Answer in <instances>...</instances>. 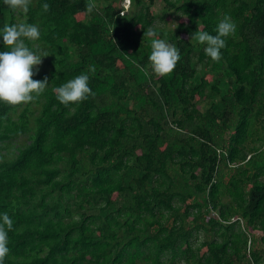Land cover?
Here are the masks:
<instances>
[{
  "label": "trees",
  "instance_id": "trees-1",
  "mask_svg": "<svg viewBox=\"0 0 264 264\" xmlns=\"http://www.w3.org/2000/svg\"><path fill=\"white\" fill-rule=\"evenodd\" d=\"M122 1H29L41 35L26 43L49 55L32 78L49 84L0 103L4 264H264V0H162L181 18L164 33L158 0L127 15ZM18 13L0 0V28ZM225 15L236 31L212 61L191 36ZM153 38L179 50L167 77L151 70ZM81 73L95 95L60 104L52 89Z\"/></svg>",
  "mask_w": 264,
  "mask_h": 264
},
{
  "label": "clouds",
  "instance_id": "clouds-1",
  "mask_svg": "<svg viewBox=\"0 0 264 264\" xmlns=\"http://www.w3.org/2000/svg\"><path fill=\"white\" fill-rule=\"evenodd\" d=\"M4 3L12 10L22 9L24 12H27L29 7V0H4ZM121 4L120 14H129L132 8L131 0H124ZM42 8L47 11L48 3H43ZM88 10H93L91 3L88 4ZM235 31V23L230 16L225 15L218 21L215 35L198 31L195 36H191V40L204 45L203 51L212 61H219L221 49L225 48L226 40ZM40 35L39 27L32 23H12L0 28V43L5 49L0 51V103L11 106L21 105L34 101L45 92L49 84L47 78L41 81L34 80L32 77L36 75L34 69L38 71L37 66L49 55L33 51L26 43V41L39 40ZM156 35V32L148 29L144 37ZM150 48L148 60L152 72L159 77H167L174 71L180 60L178 48L163 38L151 39ZM52 92L57 101L66 107L82 103L95 95L89 86V75L86 73H81L61 86L53 88ZM5 225L7 229H11L12 221L6 213H0V264H4V257L9 251Z\"/></svg>",
  "mask_w": 264,
  "mask_h": 264
},
{
  "label": "rangeland",
  "instance_id": "rangeland-1",
  "mask_svg": "<svg viewBox=\"0 0 264 264\" xmlns=\"http://www.w3.org/2000/svg\"><path fill=\"white\" fill-rule=\"evenodd\" d=\"M29 1H31V0H29ZM100 4L106 5L104 1L100 2ZM165 6H166V4L162 0H158L156 2V4L154 5V7L152 8V12L155 14V16H157L156 27L161 33H164L170 29H174L178 25L179 20L181 19L179 17V15L175 14L174 12L168 11L165 8ZM119 7H120V9L122 8L121 3H119ZM127 7H128V5H127ZM123 9L126 11L125 8H123ZM132 11H133V9L131 10L130 13H132ZM25 21H26V12H24L22 9H19L18 22L24 23ZM196 60H197V58H196ZM198 69L200 72H202L203 65H199ZM206 73H209V69H208V71H205L201 74L205 75ZM214 78H215V76H214ZM201 105H202V111H204L206 108V104L202 103ZM261 236H262V234H259L256 237H258L260 239ZM203 240H204V238H200V241H203ZM259 247H262L261 242L258 243L257 249H259Z\"/></svg>",
  "mask_w": 264,
  "mask_h": 264
},
{
  "label": "flooded vegetation",
  "instance_id": "flooded-vegetation-1",
  "mask_svg": "<svg viewBox=\"0 0 264 264\" xmlns=\"http://www.w3.org/2000/svg\"><path fill=\"white\" fill-rule=\"evenodd\" d=\"M262 106H263L262 103L258 102L257 105H256V109H255L256 112H258L261 109ZM262 115H264V114H262ZM253 129L258 132V135H259V138H260L259 140H261L262 137H264V120L262 121V123L256 122L253 125ZM262 142H263V140L257 141V143H256L257 146L261 148L260 151H259L261 153L264 152V144ZM246 145H248V142L246 143ZM261 179L264 180V176H261Z\"/></svg>",
  "mask_w": 264,
  "mask_h": 264
}]
</instances>
